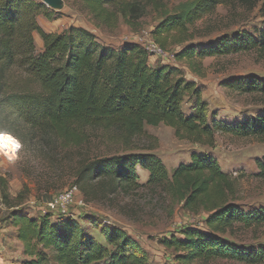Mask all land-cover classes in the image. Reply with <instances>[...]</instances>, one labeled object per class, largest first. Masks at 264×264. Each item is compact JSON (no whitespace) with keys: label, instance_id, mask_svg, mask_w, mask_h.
Segmentation results:
<instances>
[{"label":"trees","instance_id":"obj_1","mask_svg":"<svg viewBox=\"0 0 264 264\" xmlns=\"http://www.w3.org/2000/svg\"><path fill=\"white\" fill-rule=\"evenodd\" d=\"M80 1L96 19L107 24L119 16L129 26L148 6H163V0ZM258 4V15L264 17V0H187L165 13L151 36L162 48L169 39L184 44L193 37L196 22L218 5L233 8L234 14L241 5L249 14ZM51 12L41 0H0V124L23 125L40 135L41 145L46 137L55 136L64 145L79 146L86 140L87 128L102 129L111 139L127 143L141 136L145 125L158 124L171 127L177 139L210 148L218 133L264 142V110L236 122L209 120L200 88L185 79L178 67L150 65L145 48L133 43L106 46L85 29L47 32L37 16L49 19L55 14ZM253 32L223 34L199 48L186 44L174 59L196 70L205 57L255 51L264 58V29ZM34 33L43 44L40 52L35 49ZM220 85L252 95L264 105L263 77H230ZM185 98L191 103L188 113L182 107ZM2 131L14 133L4 127ZM256 165L257 177L264 178V161ZM138 168L148 173L147 184L161 186L189 211L206 213L202 228L186 226L181 237L161 240L179 264H207L216 259L264 263V247L241 252L219 237L234 227H263L264 207L245 211L236 205L238 183L212 155L192 153L190 161L171 174L153 153L102 156L79 166L75 184L84 194L92 181L99 182L107 194L133 191L141 186ZM0 192L10 209L2 220L16 228V239L27 257L22 264H151L139 244L119 228L97 227L102 240L96 239L71 216L22 214L20 193L11 197L1 176Z\"/></svg>","mask_w":264,"mask_h":264},{"label":"rangeland","instance_id":"obj_2","mask_svg":"<svg viewBox=\"0 0 264 264\" xmlns=\"http://www.w3.org/2000/svg\"><path fill=\"white\" fill-rule=\"evenodd\" d=\"M184 1L187 0H163L161 8L148 6L144 15L129 26L119 16L107 24L96 19L80 0H61L59 8L49 7L51 13L55 12L51 14L52 17L48 19L40 14L37 22L47 32L58 33L69 28L85 29L103 45L119 48L125 43H133L145 48L150 65L178 67L185 79L197 84L202 100L207 105L209 120L236 122L262 113L264 105H261L258 98L237 94L220 85L221 81L230 77L256 75L264 78V58L259 57L255 51L205 57L199 60L200 65L196 70L189 68L184 61L174 59V54L186 44L199 48L223 34L231 35L243 29L254 34V30L264 29V17L258 15L260 3L249 14L241 5H238L235 14L233 8L230 11L229 7L218 5L213 13L196 22L191 40L176 44L169 39L166 46L161 47L164 55H155L150 50L152 43L160 46L154 42L151 31L165 13H172ZM34 41L36 51L40 52L43 44L37 33H34ZM182 107L185 112H190V100L185 98ZM3 127L13 130L11 135L21 147L8 155L0 152V176L5 180L6 192L11 197L20 193L18 209L29 217L43 215L39 209L46 197L76 185L77 170L83 162L102 156L145 152L158 156L169 174L179 164L188 163L192 153L212 155L220 168L238 183L234 203L245 211L264 207V178L256 175L257 161H264V142L252 137L239 138L218 133L214 146L210 148L177 139L171 127L158 124L145 125L144 133L127 143L111 139V134L102 129L87 128L86 140L79 146L64 145L55 136L46 137L45 145H41L40 135L30 133L21 124L9 125L3 122L0 124L1 131ZM137 175L141 186L133 191L107 194L102 191L99 182L92 181L87 184L84 194L81 186L76 185L77 191L67 216L74 218L89 234L100 240L102 236L97 227L106 225L121 229L139 244L151 264H179L173 250L166 248L161 240L171 235L181 237L180 232L186 226L202 228L206 213L203 210L189 211L161 186L147 184L146 171L138 168ZM10 202L13 204L14 200L10 199ZM0 207L1 223L11 227L9 238H16V228L9 221L2 220L10 213L2 199ZM219 237L241 252H250L264 247V226L234 227ZM11 244L8 246L11 254L20 249V244L13 239ZM17 257L13 264H22L27 258L23 245ZM207 264L249 263L216 259Z\"/></svg>","mask_w":264,"mask_h":264},{"label":"built area","instance_id":"obj_3","mask_svg":"<svg viewBox=\"0 0 264 264\" xmlns=\"http://www.w3.org/2000/svg\"><path fill=\"white\" fill-rule=\"evenodd\" d=\"M150 50L153 51L155 55H160V56L164 55L162 48L158 47L154 43H152ZM16 151L17 150H15V152ZM76 191H77L76 185H72L53 196L46 197L44 199V203L42 204V207L39 209L40 214L56 213L61 215H67L68 208L70 204L73 202V198Z\"/></svg>","mask_w":264,"mask_h":264},{"label":"crops","instance_id":"obj_4","mask_svg":"<svg viewBox=\"0 0 264 264\" xmlns=\"http://www.w3.org/2000/svg\"><path fill=\"white\" fill-rule=\"evenodd\" d=\"M109 46V45H106ZM112 47V46H111ZM115 48V47H114ZM1 202V198H0ZM2 208V207H0ZM11 227L8 228L5 226V223L2 224L0 221V264H13V260H16L18 255L22 252V243L18 241L16 238H9V231ZM14 234V231H12ZM11 239H13L16 243L20 244V249L18 251L10 253L11 249L8 246H11ZM9 254V256H7Z\"/></svg>","mask_w":264,"mask_h":264},{"label":"clouds","instance_id":"obj_5","mask_svg":"<svg viewBox=\"0 0 264 264\" xmlns=\"http://www.w3.org/2000/svg\"><path fill=\"white\" fill-rule=\"evenodd\" d=\"M20 147V143L11 134L0 131V152H12L19 149Z\"/></svg>","mask_w":264,"mask_h":264},{"label":"water","instance_id":"obj_6","mask_svg":"<svg viewBox=\"0 0 264 264\" xmlns=\"http://www.w3.org/2000/svg\"><path fill=\"white\" fill-rule=\"evenodd\" d=\"M46 6L52 8H59L61 5V0H41Z\"/></svg>","mask_w":264,"mask_h":264},{"label":"bare ground","instance_id":"obj_7","mask_svg":"<svg viewBox=\"0 0 264 264\" xmlns=\"http://www.w3.org/2000/svg\"><path fill=\"white\" fill-rule=\"evenodd\" d=\"M2 154H5V155H8L9 154V151H3L1 152Z\"/></svg>","mask_w":264,"mask_h":264}]
</instances>
